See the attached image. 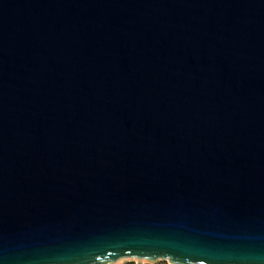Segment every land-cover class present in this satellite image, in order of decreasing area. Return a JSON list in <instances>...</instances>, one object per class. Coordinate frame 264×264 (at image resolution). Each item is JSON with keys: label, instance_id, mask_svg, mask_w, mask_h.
Wrapping results in <instances>:
<instances>
[{"label": "water", "instance_id": "water-1", "mask_svg": "<svg viewBox=\"0 0 264 264\" xmlns=\"http://www.w3.org/2000/svg\"><path fill=\"white\" fill-rule=\"evenodd\" d=\"M264 264V0H0V264Z\"/></svg>", "mask_w": 264, "mask_h": 264}, {"label": "rangeland", "instance_id": "rangeland-1", "mask_svg": "<svg viewBox=\"0 0 264 264\" xmlns=\"http://www.w3.org/2000/svg\"><path fill=\"white\" fill-rule=\"evenodd\" d=\"M113 264H170V263L167 260H157L155 262H150L145 259L131 258V259H120Z\"/></svg>", "mask_w": 264, "mask_h": 264}]
</instances>
